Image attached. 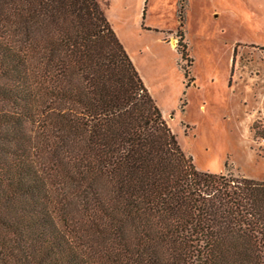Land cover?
Returning a JSON list of instances; mask_svg holds the SVG:
<instances>
[{"label": "trees", "instance_id": "1", "mask_svg": "<svg viewBox=\"0 0 264 264\" xmlns=\"http://www.w3.org/2000/svg\"><path fill=\"white\" fill-rule=\"evenodd\" d=\"M0 264H264V179L195 168L97 0H0Z\"/></svg>", "mask_w": 264, "mask_h": 264}, {"label": "rangeland", "instance_id": "2", "mask_svg": "<svg viewBox=\"0 0 264 264\" xmlns=\"http://www.w3.org/2000/svg\"><path fill=\"white\" fill-rule=\"evenodd\" d=\"M200 172L264 179V0H97Z\"/></svg>", "mask_w": 264, "mask_h": 264}]
</instances>
